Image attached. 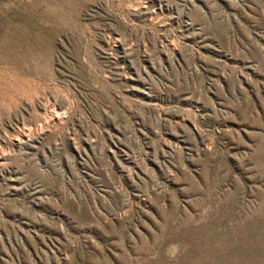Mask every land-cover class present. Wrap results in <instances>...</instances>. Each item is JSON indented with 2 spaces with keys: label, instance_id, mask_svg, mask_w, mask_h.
Listing matches in <instances>:
<instances>
[{
  "label": "rangeland",
  "instance_id": "rangeland-1",
  "mask_svg": "<svg viewBox=\"0 0 264 264\" xmlns=\"http://www.w3.org/2000/svg\"><path fill=\"white\" fill-rule=\"evenodd\" d=\"M0 264H264V0H0Z\"/></svg>",
  "mask_w": 264,
  "mask_h": 264
}]
</instances>
